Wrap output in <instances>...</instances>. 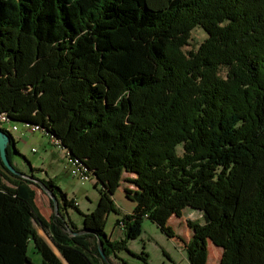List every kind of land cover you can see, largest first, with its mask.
<instances>
[{"label":"trees","instance_id":"obj_1","mask_svg":"<svg viewBox=\"0 0 264 264\" xmlns=\"http://www.w3.org/2000/svg\"><path fill=\"white\" fill-rule=\"evenodd\" d=\"M196 27L207 37L185 53ZM0 115L58 140L101 192L74 237L58 218L74 200L0 159V264H35L29 246L38 264H111L134 255L145 218L172 238L184 208L203 218L187 222L189 264H207V240L219 264H264V0H0ZM1 126L11 163L20 153ZM37 182L55 198L49 220ZM122 185L134 207L110 241Z\"/></svg>","mask_w":264,"mask_h":264},{"label":"rangeland","instance_id":"obj_2","mask_svg":"<svg viewBox=\"0 0 264 264\" xmlns=\"http://www.w3.org/2000/svg\"><path fill=\"white\" fill-rule=\"evenodd\" d=\"M207 37L206 33L200 27H196L190 32V38L188 45L183 47V51L188 53L189 51H196L199 45ZM10 124H4L1 126L4 130H7L12 135L17 150L20 155H12L11 165L19 172L28 174L31 168L38 169L34 172V175L40 179L53 178L55 184L60 190L66 194L68 199L74 200V208H67L65 211L61 210L63 216H59L60 220H63L67 226L72 229L70 232L66 229V232L71 236L77 235L78 231L82 228V224L85 221V215H89L94 212L101 197L100 185L94 186V179L86 183L77 181L70 175L69 169L64 170L63 165L60 164L56 157H53L50 153L59 155L65 163L64 155L61 153L60 148L52 143H49V139L41 132L27 133L21 135L24 132L22 125H17L18 131L11 129ZM9 146V144H8ZM7 146V147H8ZM178 154H181V149L178 147ZM7 155V154H6ZM40 170V171H39ZM124 178L129 175L124 174ZM127 188L128 184L125 185ZM118 188L115 192L113 199L117 212L110 213L105 222L104 232L110 241H120L124 238V225L121 222L117 223L123 215L129 214L133 209V203L126 199L123 189ZM35 191V203L40 214L49 220L53 212L56 211V207L53 206L50 196L41 188L33 187ZM52 202V204H51ZM192 221L198 224L203 223L201 212L184 208L181 210L179 217L172 216L168 220V226L173 232V237L169 238L162 233L158 227L152 223L149 219L145 218L142 222V233L135 239L128 241L127 247L134 254L130 255L125 251L117 253V258L111 257V264H189L184 244L187 243L192 237V230L187 226V222ZM35 230L39 236H41L47 244L58 255V250L54 247L50 241L48 235L38 226L35 225ZM207 250V264H219L222 258L223 250L212 243L210 240L206 241ZM145 253L146 262L139 257ZM28 255L31 257L35 264L40 262V256L33 252L31 246L28 249Z\"/></svg>","mask_w":264,"mask_h":264},{"label":"built area","instance_id":"obj_3","mask_svg":"<svg viewBox=\"0 0 264 264\" xmlns=\"http://www.w3.org/2000/svg\"><path fill=\"white\" fill-rule=\"evenodd\" d=\"M0 121H4V123H5L6 119L1 118V115H0ZM22 127L25 130L24 132H21L22 136L25 135V132H27V133L28 132L29 133H36V132L43 133V130L40 127H38L37 125L23 124ZM11 129L18 131L17 125H12ZM48 139H49L50 143H52L55 146H58L60 148L61 153L64 155L66 167H67V169H69L70 175L81 183H86L88 181L90 182L91 176H90L88 170L84 166L79 164L78 162H71L68 159V152L66 151V149L61 147L58 140H56L52 137H48Z\"/></svg>","mask_w":264,"mask_h":264},{"label":"water","instance_id":"obj_4","mask_svg":"<svg viewBox=\"0 0 264 264\" xmlns=\"http://www.w3.org/2000/svg\"><path fill=\"white\" fill-rule=\"evenodd\" d=\"M10 142H11V140L9 138V135L0 130V159H1V162H2L3 166L5 168H7L11 173L16 174L17 176H20L23 178H27V175H25L21 172H17L12 167V165L10 164V162L7 158L6 148ZM37 184L41 189H43L50 196L52 202H54V206L56 207L54 195L50 191L47 190L46 186L42 182H37ZM82 234H84V232L77 233V235H82ZM98 249L103 256L102 245L99 242H98Z\"/></svg>","mask_w":264,"mask_h":264},{"label":"crops","instance_id":"obj_5","mask_svg":"<svg viewBox=\"0 0 264 264\" xmlns=\"http://www.w3.org/2000/svg\"><path fill=\"white\" fill-rule=\"evenodd\" d=\"M49 143H50V141H49ZM50 154H51L53 157H56V158H57L58 162H59L60 164L63 165V169H64V170H67L66 164H64V162H63V160H62V157H60V156L57 155V154H54L53 152H51ZM67 171H68V170H67ZM48 179H53V178H48ZM94 182H95V180H94ZM119 188L121 189V187H119ZM133 207H134V204H133Z\"/></svg>","mask_w":264,"mask_h":264},{"label":"bare ground","instance_id":"obj_6","mask_svg":"<svg viewBox=\"0 0 264 264\" xmlns=\"http://www.w3.org/2000/svg\"><path fill=\"white\" fill-rule=\"evenodd\" d=\"M1 118H5L3 115H1ZM0 124L4 125V121H0ZM7 125V124H6ZM14 130V129H13ZM68 159L71 161V162H75L74 160H72L70 157H69V153H68Z\"/></svg>","mask_w":264,"mask_h":264}]
</instances>
